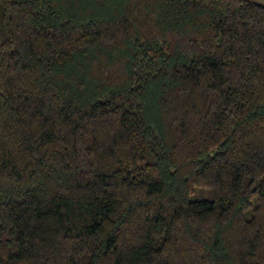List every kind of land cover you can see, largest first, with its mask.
<instances>
[{
    "label": "trees",
    "instance_id": "obj_1",
    "mask_svg": "<svg viewBox=\"0 0 264 264\" xmlns=\"http://www.w3.org/2000/svg\"><path fill=\"white\" fill-rule=\"evenodd\" d=\"M0 264H264V4L0 0Z\"/></svg>",
    "mask_w": 264,
    "mask_h": 264
},
{
    "label": "rangeland",
    "instance_id": "obj_2",
    "mask_svg": "<svg viewBox=\"0 0 264 264\" xmlns=\"http://www.w3.org/2000/svg\"><path fill=\"white\" fill-rule=\"evenodd\" d=\"M256 1L264 4V0H256Z\"/></svg>",
    "mask_w": 264,
    "mask_h": 264
}]
</instances>
